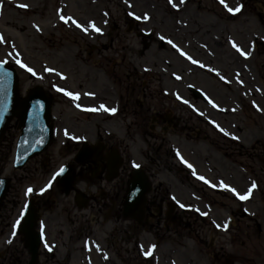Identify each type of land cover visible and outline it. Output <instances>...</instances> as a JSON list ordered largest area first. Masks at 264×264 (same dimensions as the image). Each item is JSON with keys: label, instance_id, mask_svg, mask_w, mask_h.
Segmentation results:
<instances>
[{"label": "rangeland", "instance_id": "1", "mask_svg": "<svg viewBox=\"0 0 264 264\" xmlns=\"http://www.w3.org/2000/svg\"><path fill=\"white\" fill-rule=\"evenodd\" d=\"M237 7L239 11H229ZM76 20L80 28L74 25ZM141 30L146 36H140ZM0 38V59L17 67L22 90L42 84L54 94L53 111L60 126L91 141L98 139L99 127L126 157L146 163L160 191L169 189L174 200L189 208L191 212L173 222L170 231L156 225L146 234V244L154 235L159 238L160 262L264 264V0H0ZM28 67L38 79L30 78ZM57 75L61 77L54 83L76 100L50 89ZM201 87L206 100L227 111L211 109L194 92ZM178 96L226 124L227 134L242 137V147L231 145L222 132L194 111L193 115L192 106ZM103 101L120 107V114L110 118L102 111L89 115L80 111ZM252 104L260 110L254 111ZM156 112L164 116L155 118ZM163 121L168 129L163 130ZM153 129L160 139L153 138ZM15 134L9 132L0 156V172L12 180L0 214V264H27L29 254L12 230L28 189L42 187L69 155L64 146L72 145L58 128L57 142L46 151L57 158L56 164L45 160L42 164L37 158L14 170ZM158 145L171 152L168 165L163 158L160 164L156 160ZM176 152L194 161L195 174L210 176L216 187L219 180H227L235 192L210 190L190 175ZM129 168L127 164L125 175ZM244 192L250 195L246 202L238 198ZM61 210L62 229L55 224L50 235L64 233L56 239L66 251L70 246L61 243L70 232L80 238L81 246L85 233L103 235L104 229L114 227L84 223V213L89 212L77 210L73 203L71 225L66 220L69 211ZM114 250L119 258L116 254L111 264H155L152 258L141 263L138 252L129 251L123 240L116 241Z\"/></svg>", "mask_w": 264, "mask_h": 264}, {"label": "flooded vegetation", "instance_id": "2", "mask_svg": "<svg viewBox=\"0 0 264 264\" xmlns=\"http://www.w3.org/2000/svg\"><path fill=\"white\" fill-rule=\"evenodd\" d=\"M159 113H157L158 115ZM110 148V147H108ZM161 149V148H160ZM159 149V150H160ZM74 151H78V147H74ZM161 156H159V159ZM125 161L122 168L118 171V175L114 180L109 178L112 173L110 170V162L106 153L103 154V158H98L97 154L93 155L89 162L81 165H74V177L76 181V187L84 190L83 200L85 201V211L89 213H84V223L91 222L93 224H100L101 218H105L106 221L103 224L108 226V223L114 226L110 229H104V237L102 235H96L89 232L88 237H92L93 246L96 251H99V263L100 264H111L114 263V256L117 251L114 250L116 241L123 240L124 244L127 245V249L134 253V250L138 252L140 258H137L141 263L149 261V258L141 256V250L143 245H147L143 240L146 234H149L156 230V225L159 227L164 226L167 231L172 229L173 221H176L178 214L174 213V208L171 202L168 201L166 193H160L158 187H152V191L146 196L145 200L141 205H139L138 210L135 212L131 221H127L124 217V207H125ZM149 173V172H148ZM73 205L75 208L76 201L74 199L73 192ZM51 205L50 201L41 200L39 202V208L49 207ZM78 205V204H77ZM63 208L67 211L68 217L70 219V224L72 225V201L63 204ZM83 212V211H81ZM171 218V224L168 220ZM50 216L47 218L46 223L51 224ZM54 221V219H53ZM135 221V225L132 222ZM126 222V223H125ZM136 222L141 225L142 228L148 229H132L136 227ZM114 229H118V233L115 234ZM75 230V229H73ZM72 230V231H73ZM143 231H146L142 235ZM49 228H47L48 238L51 242L59 244L58 238L63 235L62 232H57L54 236H51ZM86 233L83 235V238ZM114 236L113 242L108 243V239ZM157 236H153L156 238ZM57 238V239H56ZM68 243L71 248L69 253L62 258L63 261L58 262L57 258H53L54 262L58 264H72V261L83 260L85 249L84 247L78 248V241L80 238L74 237V233L70 232L68 236ZM65 241V239H64ZM143 244V245H142ZM79 251L80 254L76 258V252ZM55 254L59 251L56 249ZM135 254V253H134ZM117 257L119 258L118 254ZM47 264V257H45ZM120 261H123V257H120Z\"/></svg>", "mask_w": 264, "mask_h": 264}, {"label": "water", "instance_id": "3", "mask_svg": "<svg viewBox=\"0 0 264 264\" xmlns=\"http://www.w3.org/2000/svg\"><path fill=\"white\" fill-rule=\"evenodd\" d=\"M38 99L41 100L43 104L37 102ZM50 104V99L46 97L40 87L32 89L26 98H21L19 95V85L15 70L8 65L0 63V143L9 123L15 116H18L22 124L20 125L23 127L22 135L18 144L17 166L21 167L26 160L37 154L38 151L36 150L41 146L44 148V145L37 134V130L40 128L39 124L41 118L49 132L48 142L51 141L52 131L50 124L48 123L50 119ZM43 107L44 111L42 113ZM34 124H38V126H33ZM136 179H139L141 182L144 181L143 175L140 171L134 173V181L132 180L131 190L137 186ZM7 189V180L0 178V206ZM145 190L146 187H144L142 193H144ZM134 204L135 202L130 204V207H133ZM33 218L34 213L31 211L21 229L28 239V245L30 247L32 246L30 249L33 253V259L30 264H34L37 256V248L39 247L38 234L33 229Z\"/></svg>", "mask_w": 264, "mask_h": 264}, {"label": "snow or ice", "instance_id": "4", "mask_svg": "<svg viewBox=\"0 0 264 264\" xmlns=\"http://www.w3.org/2000/svg\"><path fill=\"white\" fill-rule=\"evenodd\" d=\"M221 2L223 3L224 2V0H221ZM20 7H26V5H19ZM226 7H227V5H225ZM240 9H239V7H237L236 9H232V8H229V11H239ZM62 19H63V17H62ZM68 19H71L70 17L68 18ZM65 22L67 23L68 22V20H65ZM80 25L79 24H77V27H79ZM93 28H94V30L95 31H97V32H99L100 30L98 29V28H95V25L93 24ZM161 39H163V37H161ZM0 42H2V38H0ZM169 43H172L171 41H169ZM173 47H176L175 45H173ZM233 47H236L237 48V51H241L235 44H233ZM182 55H183V53H181ZM241 54H244L243 52L241 53ZM196 61H193V63H195ZM20 66L22 67V68H25L26 66L24 65V64H20ZM48 71H52V69H47ZM27 71L28 72H30V73H32L33 75H35V72L33 71V69L32 68H30V67H28L27 68ZM223 78V77H222ZM66 95H69V96H72V94L71 93H66ZM76 98H78V97H76V96H73V99H76ZM215 106V105H214ZM103 107V106H102ZM105 111H108L109 109H107V108H105L104 109ZM111 111H115V109H112ZM225 135H227V133H225ZM137 167H138V165H137ZM189 167H191V165H189ZM64 172V169L63 168H61L60 169V171L59 172H57L56 174H55V176L53 177V179H55L56 178V176H60L62 173ZM201 179H203V177H201ZM205 182H207V181H205ZM50 186V185H49ZM225 187H227V186H225ZM253 187H255V185H253ZM231 191H233V192H235V189H230ZM28 192H32V189H28ZM239 198L241 199V200H245V199H248V196L247 195H240L239 196Z\"/></svg>", "mask_w": 264, "mask_h": 264}]
</instances>
